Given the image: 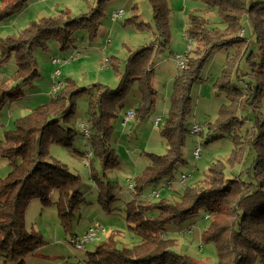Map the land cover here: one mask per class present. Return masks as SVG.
Returning a JSON list of instances; mask_svg holds the SVG:
<instances>
[{
	"label": "trees",
	"instance_id": "16d2710c",
	"mask_svg": "<svg viewBox=\"0 0 264 264\" xmlns=\"http://www.w3.org/2000/svg\"><path fill=\"white\" fill-rule=\"evenodd\" d=\"M26 1L1 0L0 19L10 17ZM110 1L97 0L92 11L75 17L66 9L43 16L17 35L4 39L0 66L13 56L17 67L10 77L14 82L12 86L0 83V110L8 100L23 94V85L39 75L33 55L35 47H46L52 36L60 39L59 35L64 34L70 40L78 28L86 29L92 38L96 37ZM149 1L158 31L156 42L131 50L124 72H120L118 87L95 83L93 92H89L88 120L93 124V131L88 138L95 153L101 157L111 151L108 137L114 130L113 123L119 116L121 102L134 83H138L140 91L135 116L145 117L155 104L158 92L152 85L154 57L171 39L169 18L173 9L169 0ZM201 1L207 9L217 8L220 25H214L203 10L190 12L186 34L192 46L186 53L182 73L174 80L170 106L161 130L170 147L163 155L149 154L150 163L132 185L136 196L125 207L129 230L138 236V242L126 247L120 246L115 237L104 240L93 251H87V264H199L189 256L175 253L173 247L177 245V239L165 237L164 230L168 224L181 223L202 209L209 219L202 239L215 242L219 264H264V121L260 122L258 132L248 130L242 134L244 120L236 114L233 105L244 93L225 78L227 73L216 85L227 92L232 102L222 104L217 118L207 124L208 136L219 133L217 138H233L236 148L229 158L230 163L241 162L248 148H263V153L253 162L248 178L242 177V173L228 176L225 163L217 160L209 167L204 179L186 186L178 200L162 198L152 202L140 196L147 185L172 176L179 164L185 162L183 148L190 132L186 122L192 111V87L207 58L217 50L232 48L234 54L227 59L230 69L236 59L243 57L248 41L241 32L247 17L253 22L259 41L264 42V0ZM138 18L135 15L127 21L136 22L141 30L151 28L150 23ZM117 59L113 56L107 61L114 63ZM88 91L87 87L68 77L49 101L16 118L13 128L4 131L0 157L7 158L11 167L7 176H0V256L6 262L26 264V257L45 242L40 232L27 228L26 211L34 198L51 202V196L57 192L56 204L62 225L72 236L76 235L72 232L75 210L85 201L80 190L81 179L51 155L50 147L54 143L71 147L74 128L69 124L76 115L79 98ZM63 264L77 262L66 260Z\"/></svg>",
	"mask_w": 264,
	"mask_h": 264
},
{
	"label": "rangeland",
	"instance_id": "374dc122",
	"mask_svg": "<svg viewBox=\"0 0 264 264\" xmlns=\"http://www.w3.org/2000/svg\"><path fill=\"white\" fill-rule=\"evenodd\" d=\"M259 1V0H251ZM261 1V0H260ZM1 2V0H0ZM172 14L169 21L171 39L166 47H161L154 57L155 73L152 85L157 90L155 104L149 113L138 118L134 116L125 124L124 119L129 111H134L139 105L140 91L138 83H134L126 93L121 104L119 116L113 123L114 130L108 137L110 153L103 157L95 153L93 143L86 136L85 129L93 131L89 119L90 93L93 85L101 83L111 88L120 84V72H124L131 50L156 42L157 27L153 20V11L149 0H111L105 9V16L96 37L92 38L86 29L78 28L71 34L52 36L47 46L35 47L33 55L37 60L39 75L31 83L23 85V94L9 100L6 107L0 110V140L9 127L3 117L13 104V112L22 105L24 113L50 100L52 88L59 81L71 77L83 87L89 89L77 103L76 115L69 126L74 128L71 147L54 143L50 147L51 155L65 163L71 172L81 179L80 190L85 195V201L75 210L72 232L83 235L97 223L105 228L99 233V238L86 244L85 249L74 246L70 239V231L62 225L59 208L56 201L57 192L51 196V202L44 203L40 198H34L26 211V224L29 230L40 232L44 244L26 257V264H63L66 260L87 264V251H93L100 242L115 237L120 246H132L138 242V236L129 230L126 204L135 198L133 186L135 178L150 163L149 154L163 155L168 152L170 143L162 133V127L170 106L175 78L182 73L179 58L186 59V53L192 43L188 39L186 29L192 10H203L205 16L214 24L220 25V17L216 7L207 9L201 0H169ZM97 0H27L15 13L5 19H0V55L1 43L9 36H15L27 28L32 21H38L43 16L57 14L67 10L71 16L92 11ZM124 10L122 19H115L113 13ZM207 9V10H205ZM138 15L139 21L150 23L151 28L141 30L136 22L127 19ZM244 34L248 47L242 58L236 59L229 69L227 59L234 54V49H220L212 53L201 69L200 77L192 87V111L187 117L186 125L190 132L183 148L185 162L180 163L172 176L167 175L161 180L147 185L140 196L152 202L167 198L178 200L186 186L205 178L209 167L221 160L226 165V174L239 175L248 178V172L257 156L263 153V148H248L241 162H229L236 144L232 137L217 138L219 133L208 136L207 124L213 122L222 104H231L227 92L221 91L218 82L227 73L233 85L244 95L233 105L236 114L244 120L242 134L248 130L259 131L260 122L264 121V42L259 41L253 22L243 20ZM160 34V32H159ZM66 41V44L63 43ZM160 42V40H157ZM116 56V62L107 61ZM62 62L53 63V58ZM17 64L13 56L0 66V83L10 85L11 75ZM60 69L61 76L55 72ZM217 83V85H216ZM8 87V86H7ZM25 106H27L26 109ZM27 111V112H26ZM2 114V115H1ZM161 118L159 123L156 120ZM196 123L204 128V133H192ZM215 138V139H214ZM196 146L202 147L200 157H195ZM233 163V164H232ZM11 167L8 159L0 157V176H7ZM183 174L187 179L183 182ZM170 182V183H167ZM159 192L155 195L154 192ZM207 213L202 209L181 223H170L165 228V237L177 239L173 251L186 255L199 264H219L218 249L215 242L202 239V232L208 227ZM0 264H15L6 262L0 256Z\"/></svg>",
	"mask_w": 264,
	"mask_h": 264
},
{
	"label": "built area",
	"instance_id": "2783aa9c",
	"mask_svg": "<svg viewBox=\"0 0 264 264\" xmlns=\"http://www.w3.org/2000/svg\"><path fill=\"white\" fill-rule=\"evenodd\" d=\"M123 13H124V10L121 9V10L115 11L113 13V16H114L115 19H119V18L122 19ZM243 34H244V30L241 32V35H243ZM179 59H180L179 60L180 67L183 69L185 67V60H183L181 57ZM52 61H53L54 64H58V63L62 62V60L60 58H58V57L53 58ZM55 75L56 76H61L60 69L56 70ZM62 86H63V81H59L56 84H54V86L52 88V94H55V92L60 90V88ZM134 116H135L134 111H129L127 113V117L125 118L124 123L126 124L129 121V119L133 118ZM160 120H161V118H158L156 120V123H159ZM203 130H204L203 127L199 126L198 124H196V125L194 124L192 126L191 132L197 134V133H201ZM89 133H90V130L85 129V133L84 134L86 136H89L90 135ZM201 152H202V147L201 146H196V148L194 150L195 157H197V158L200 157ZM186 179H187V175L183 174V182H185ZM154 194L158 196L159 192L155 191ZM207 218H208V216H207ZM100 232H105V228H103L101 224L97 223L95 226L91 227L88 230V232H86L85 234H83V235H73L71 237V239H70V242L74 246L79 248V249H85L86 248V244L88 242L99 238V233Z\"/></svg>",
	"mask_w": 264,
	"mask_h": 264
},
{
	"label": "crops",
	"instance_id": "0c3cea01",
	"mask_svg": "<svg viewBox=\"0 0 264 264\" xmlns=\"http://www.w3.org/2000/svg\"><path fill=\"white\" fill-rule=\"evenodd\" d=\"M61 74H62V73H61ZM70 78H71V77H70ZM5 84H6V83H5ZM12 84H14L13 81H11L10 85H7V84H6V87H7V86L10 87V86H12ZM8 102H9V100L5 103V105H4V107H3V110H4V108L6 107V105L8 104ZM22 105H23V104H22ZM22 105H21V106H20V105L18 106V111H16V113L13 112V108H14L13 104H11V106H9L8 110H11L12 113H8L6 117H3V119H4L5 123H6V126L9 127L11 124L14 125V121H15L16 118L21 117V116L27 114V113H24V112L22 111V110H25V109L22 108ZM25 108L28 109L27 106H25ZM28 110H29V109H28ZM26 112H27V111H26ZM1 115H2V114H1ZM124 121H125V119H124ZM196 124H197V123H196ZM167 183H169V182H167Z\"/></svg>",
	"mask_w": 264,
	"mask_h": 264
}]
</instances>
